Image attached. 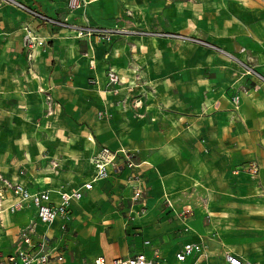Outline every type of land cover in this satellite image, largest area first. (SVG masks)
Masks as SVG:
<instances>
[{"label": "crops", "instance_id": "1", "mask_svg": "<svg viewBox=\"0 0 264 264\" xmlns=\"http://www.w3.org/2000/svg\"><path fill=\"white\" fill-rule=\"evenodd\" d=\"M91 1L84 12L74 13H69L66 0H28L27 3L51 18L67 17L76 25L112 28L120 22L130 21L127 13L138 21L143 16L141 12L145 10L146 0ZM183 1L185 4L230 3L231 7L233 5L232 14L252 21L248 30L251 37L257 40L253 44L256 50L264 51V7L257 10L253 6L260 0ZM203 10L206 7L201 5ZM18 11L20 13L7 11L5 17L4 13L0 14V18L4 17V25L0 26V51L5 47L4 53L10 55L9 61H5L11 79L9 84L14 89L30 90V96L20 100V106L28 112L29 123H35L40 116V125L48 124L50 133H55L61 143L75 137L83 139L90 152L87 158L89 167L84 181L75 187L68 183L67 178L45 177L35 164L40 160L47 165L52 160L50 156L54 158L56 155L52 152H49L50 156L46 155L40 145L32 155L31 145L21 138L20 142L18 139V147L14 144V150L0 149V174L11 182L28 184L32 192L48 191L51 202L57 204L61 193L72 192L93 180L96 169L91 159L100 148H126L132 152L138 166L125 167L121 172L113 173L109 179L95 182L93 189L85 191L82 199L72 202L71 220L62 228L60 220L51 225L42 224L34 208L5 213L2 216L5 227L0 228V253L12 250L21 233L33 225L46 228V231L35 230L33 238L40 240L48 237L50 247L63 255V261H58L62 264H93L100 257L112 264L117 258L138 254L152 257L157 250L162 253L161 264H229L226 259L228 254L264 264V214L254 212L264 208V189L261 186L264 161L255 158L243 165L248 167L256 162L259 166L257 179L252 178L247 170L241 171L242 166H237L240 161L239 149L243 147L241 143L246 145L242 132L249 130V126L239 123L240 135L232 140V145H224L221 138L223 131L214 123L216 118L212 120L214 126L210 129L205 126L209 124V118L200 115L202 107H208L207 100L203 102L206 84H192L174 78L159 80L152 83L150 98L142 92L141 88L145 87H139L136 80H132L134 71L131 68L111 64L124 41L110 47L103 44L106 40L77 38L74 31L44 24ZM24 26H29L48 43L45 50H35L32 61L28 60L23 46ZM106 53L112 54L111 63L106 61ZM260 57L264 62V54ZM110 70L121 79L117 91H112L108 86L107 73ZM260 71L264 72V66ZM119 72L128 78L127 85ZM249 78H245L244 82ZM251 79L258 83L255 77ZM239 80L232 84L235 89L243 84ZM90 82L94 85H90ZM263 87L251 96L242 98L239 112L245 101L251 104L247 107L249 111L256 112L257 106L264 108V99H260ZM229 88L225 87L226 90ZM32 89L36 92H32ZM1 90L0 109L7 102L5 96L14 95L9 86L1 84ZM222 92L225 97L224 89ZM141 101L144 102L143 108L136 106ZM48 109L51 111L49 115ZM20 129L19 125L16 130ZM256 137V134L248 135L249 146ZM51 143L54 142H48L46 146L52 147ZM208 145L212 151H209ZM62 161L61 165L73 163V160ZM11 163L22 164L27 172L11 171ZM48 172L51 173V170ZM241 179L247 184L246 188H240ZM137 190H141V198L133 201ZM109 194H112L111 199ZM194 194L202 195L205 204L206 214L201 213L200 223L193 219H182L178 213L183 206L179 202L180 196ZM240 195L253 199L238 200L234 208H224L223 199L231 200V196L238 199ZM9 201L12 202L11 198ZM129 202L133 204L132 208ZM101 206L105 214L102 219L96 216ZM122 212L130 216H123ZM78 215L83 220L81 225L78 224ZM134 216L139 220L129 222L127 218ZM239 221L246 229V238L241 242L234 239L229 225L221 233L223 222L234 227ZM128 223L142 227V234L136 238L127 235L123 240L141 239L137 242L138 250L131 251V244H127V247L116 251L112 243L126 231L124 228ZM17 225L20 227L16 228ZM64 227L70 230L68 237L62 230ZM65 240L68 241L66 253L63 247ZM187 244H200L202 252L194 253L180 262L177 254ZM245 250H249L251 256Z\"/></svg>", "mask_w": 264, "mask_h": 264}, {"label": "rangeland", "instance_id": "2", "mask_svg": "<svg viewBox=\"0 0 264 264\" xmlns=\"http://www.w3.org/2000/svg\"><path fill=\"white\" fill-rule=\"evenodd\" d=\"M201 5L206 7V10H203L204 12L201 11ZM253 6L257 10H262L261 7H264V3L260 0V2L257 1ZM144 7L145 10L141 12L143 16L138 21L133 19L130 13H127L126 15L130 17V21L127 23L120 22L116 27L104 28H118L120 30L119 33L113 34L114 36L110 40H106L103 43L104 45L108 44L110 47H113L118 41H124L121 49L116 51L113 62L110 60L112 54L109 55V53H106L104 56L106 61L112 62L111 64L115 63L118 67L122 65L125 68H131L134 71L132 80H136L139 87L144 86L145 88H141L142 92L144 95L150 96V98H152V95L149 93L153 92L152 83L155 81L174 78L181 81L184 79V81L192 84H206L203 102L207 100L208 107H202L200 112V115L207 116L210 120H208L209 124L205 126L212 129L214 124L211 122L216 118L214 123L223 131L221 138L224 141V145H232V140L240 135L238 130L239 123H246L249 126V130L246 132L241 131L246 145L241 143L243 147L239 149L238 158H240V161L237 163V166H242L240 170L244 171V169H247V166L243 167V165L247 164L249 160L256 158L264 161V108L257 106L259 108L256 112L254 110L249 111L247 107H249L250 103L245 101L241 112H239L242 98L251 96L253 92H257L261 86H264L259 81L258 83L252 82L251 78L254 77L248 75L246 72L251 68L260 74H264V72L260 71V68L264 66L260 55L264 54V51L260 49L256 50V45L253 43L257 40L251 37L248 30L252 21L248 18L240 17L238 14H232L233 5L231 7L230 3L226 2H210L207 4L191 2L190 4H185L183 0H146ZM185 7L191 9H184ZM7 11L20 13L14 7H0V14L4 13V17ZM186 11L187 13H185ZM4 17L0 18V26L4 25ZM115 36L120 37L117 38ZM4 49L5 47L1 48L0 51V82L7 87H11L14 95L10 97L5 96V101L7 102L0 109V149L11 148L14 150V144L18 147L22 138L26 139L27 144L29 142L31 154L34 155L35 149L40 145L46 155H49L51 152L56 155L54 158L49 155L52 160L47 165L40 160L35 164L37 169L44 172L43 176L61 179L67 178L68 183H71L74 187L78 186L86 178V172L89 167L87 158L89 159L90 152L87 145L85 146V142L79 137L66 141L63 140L62 143L64 145H61L62 143L58 140L57 135L50 133L48 124L44 126L40 125V119H42L40 116L36 118L35 123L28 122V112L23 106H20V100L30 96V90H23L18 87L14 89L10 86L9 70L5 68L10 55L4 53ZM119 74L124 83H126L125 85H127L129 82L128 78L120 72ZM247 77H250L249 80L244 82V79ZM238 80L243 82V84H240L235 89L232 84ZM90 85H94V83L90 82ZM225 87L230 88L226 90ZM222 89L225 91V97L223 96L224 92H222ZM31 91L36 92L35 89ZM261 92L263 93L260 99L263 100L264 87ZM234 99L239 100V108H236ZM139 105L143 108L144 102L141 101ZM50 112L48 109L47 115ZM26 122L28 123L26 124ZM19 125L21 129L17 131L16 129H18ZM250 134H256L257 137L249 146L248 135ZM18 139H20L19 142ZM51 141L54 142L51 143L52 147L51 145L46 146ZM249 147H251V150H249ZM208 149L212 151L209 145ZM7 160H9V157ZM62 160H73V163L61 165L63 163ZM10 165L13 172H27L22 164L11 163ZM49 170H51V173L48 172ZM69 171L70 173L68 174ZM252 178L257 179L254 176ZM262 185L264 189V179H262ZM246 186L247 184L241 179L240 188L243 189ZM108 197L111 199L112 194H109ZM180 199L179 202L183 205L180 208L181 210L178 211L180 217L182 219H193V221L200 223L202 219L201 213L206 212L204 210L203 196L194 194L193 196H180ZM229 199L231 200L223 199L225 209L234 208L238 200H240L239 202H243L252 200L253 198L240 195L238 199L232 196ZM130 205L132 208L133 204L130 203ZM254 212L264 214V208H259ZM103 215L105 214L101 206L96 216L102 219ZM121 215L130 216L126 212H122ZM209 215L211 216V213ZM224 216H227V214ZM176 217L178 218L179 216ZM127 219H129V222L134 219L139 220L135 216L128 217ZM77 220L79 225L83 223L79 215ZM60 221L61 228L63 224H68L69 222L64 218ZM240 224L241 221L237 222V224L235 223L236 226L231 227L230 224H224L223 222L221 233L229 225V228L233 230L234 234L232 235L234 239L237 242H241L242 239L246 238L244 234L246 233V229ZM19 227L20 225H17L16 228ZM32 228L37 231H46V228L40 226L37 228L33 226ZM64 229L62 230L68 237L70 230L66 229V227ZM124 229L126 231L116 237L114 242L112 241L113 248L116 251H120L123 246L127 247V244H131L129 245L131 251L136 252L138 250L137 242L141 239H130L128 242L123 240L126 239L127 235H133L136 238L142 234V227L128 223ZM63 247L64 253H66L68 251L67 240L63 242ZM245 251L251 256L249 250ZM154 252L162 256L159 250ZM82 258L88 257L83 256ZM253 260L256 259L254 258ZM51 262L59 263L56 259L51 260ZM84 262H87L86 259H84ZM59 264H62V262Z\"/></svg>", "mask_w": 264, "mask_h": 264}, {"label": "built area", "instance_id": "3", "mask_svg": "<svg viewBox=\"0 0 264 264\" xmlns=\"http://www.w3.org/2000/svg\"><path fill=\"white\" fill-rule=\"evenodd\" d=\"M28 0H0V7L12 6L44 24H51L55 27L69 29L74 31L77 38H96L97 40H110L113 34L119 33L118 28L104 29L94 28L90 25L78 26L72 24L69 19L51 18L42 12L30 7ZM91 0H66V7L69 13L77 11H85ZM23 46L27 53V58L32 61L34 52L38 48L46 49L47 41L34 33L29 26H24ZM247 74L255 77L259 82L264 84V76L254 69H248ZM108 86L112 91H117V87L121 84L119 75L110 70L107 73ZM51 100L50 97L47 98ZM236 108H239V100L234 99ZM137 104L136 106H138ZM96 174L92 181L84 184L82 187L60 194V201L57 204L51 202V196L48 191L32 192L28 184L22 182H11L0 174V228L5 227L2 216L5 213L11 214L27 209H35L38 220L44 225H51L57 220H71L70 206L73 201H79L84 196L85 191H90L94 187V183L109 179L115 172H121L123 168H136L138 165L134 162L132 152L126 148L119 150H111L103 147L91 159ZM252 176L257 177L259 174V166L256 162L251 163L246 169ZM141 190H137L132 200L141 198ZM12 200L10 202L9 200ZM169 205L170 202H168ZM33 225L28 227L18 237L15 247L8 252L0 253V264H49L51 260L56 259L63 261V255L56 249L50 247L48 237L35 240V230ZM202 246L200 244H187L177 254V260L183 262L187 257L194 253H201ZM226 259L229 264H257L248 260L228 254ZM161 258L158 254L147 257L144 254H138L133 257L117 258L112 264H161ZM93 264H108L104 257L97 258Z\"/></svg>", "mask_w": 264, "mask_h": 264}]
</instances>
